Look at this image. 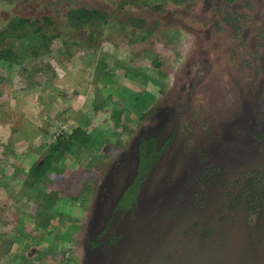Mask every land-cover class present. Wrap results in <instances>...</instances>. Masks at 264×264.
I'll use <instances>...</instances> for the list:
<instances>
[{"label": "rangeland", "instance_id": "obj_1", "mask_svg": "<svg viewBox=\"0 0 264 264\" xmlns=\"http://www.w3.org/2000/svg\"><path fill=\"white\" fill-rule=\"evenodd\" d=\"M85 1L94 6L104 4L102 0ZM143 2L132 9L128 6L123 11L125 14L115 13L114 19L98 28L72 32L62 26L54 28L55 34H62L64 38L47 41L44 47L42 41H36L34 49L42 51L35 57L30 50L29 55L34 58L23 57L26 49L20 41L23 34L17 33L11 39L14 41L12 67L0 65V264H94L99 261L98 253L87 252L86 242L98 233L94 225L98 218L109 214L110 208L101 203V183L115 176L109 197V203L113 204L125 176L121 177L117 169L113 171L112 166L127 164L125 156L137 137L157 128L161 112L154 111L146 117L144 114L155 109L159 102L175 104L171 120L160 130L171 131L173 121L180 115L187 119L188 127L180 128L181 145L170 151L172 158H178V168L170 172L167 167L158 170L151 188L155 192L164 177L166 187L174 184L181 172L185 178L182 184H176L178 188L170 189L169 197L166 196L169 189L162 192L161 200L151 208L153 217L140 221L123 237L115 259L109 264L113 261V264H134L142 246L138 236L144 239L150 236L145 257L157 251L169 234V225L177 217L174 206L181 204L185 195L197 205L211 203L215 211L208 219L214 218V237L198 231L183 235L165 264H192L200 253L215 251V248L221 252L238 212L231 208L232 202L240 194L251 192V188L252 191L261 189L247 184L255 180L248 171L264 165V139L254 138L240 121L232 123L233 128L228 130L226 150L217 144L201 150L200 141L193 136L194 128L204 120L200 109L214 112L217 107L229 112L239 93L228 82L226 74L233 64L219 61L228 58L231 44L228 34H215V39L207 35L213 23V14L208 9L215 0ZM37 5L36 0H0L1 34L12 16H28L33 23L32 19L36 18L33 16L39 14ZM157 5L163 8L151 7ZM49 7L46 3L42 5V9ZM112 8L116 7L112 5L109 9L113 12ZM51 9L55 13L56 8ZM245 12L249 14V10ZM131 15L146 18L148 25L132 27L127 21ZM22 33L30 34V31ZM205 37L208 43L198 46L205 42ZM25 41L27 48L32 47V41L28 38ZM79 42L82 45L76 46ZM117 113H120L119 123H115ZM258 113L264 125V105L258 108ZM77 126L87 131L90 144L76 145L71 151L56 155L49 173L40 179L32 176L31 168L42 164L53 153L57 138ZM213 126L217 130L215 139L221 132V122L215 121ZM237 141L240 143L237 150L244 161L247 152L241 153L240 149L244 146H248V154L255 158L254 163L238 169L236 174H242L241 178L224 171L227 169L225 156L232 153L230 150L236 148ZM196 154L203 155L205 161L212 157L223 167L218 171L224 173L214 171L206 183L197 184L203 171L188 161L189 157L196 158ZM258 180L256 184L264 183V178ZM152 198V194L147 195V207ZM242 203L246 204V200ZM246 206L253 205L248 202ZM243 219L248 230L243 231L240 225V230H236L238 237L244 235L240 237L243 244L238 261L264 264V204L259 202ZM135 236L137 240L132 243ZM144 256L143 264H147Z\"/></svg>", "mask_w": 264, "mask_h": 264}, {"label": "trees", "instance_id": "obj_2", "mask_svg": "<svg viewBox=\"0 0 264 264\" xmlns=\"http://www.w3.org/2000/svg\"><path fill=\"white\" fill-rule=\"evenodd\" d=\"M24 1V0H22ZM33 1V0H31ZM37 1V11L39 14L33 20V23L29 22L31 18L25 17H10L9 22L6 23L4 32H0V46L6 45V47L0 48V65L5 67H12L13 64V49L12 45L14 41L11 40L17 33L23 34L24 38L20 40L26 47L24 49L23 57L29 56V51L32 50L36 57L39 56L40 49H34L33 44L36 41L43 43V47L47 45V41L53 39L64 38L62 34L59 36L55 34L54 28L62 26L65 30L72 32L73 30H82L91 27L98 28L100 24H106L111 18H115V13L125 14L123 11L128 6L132 9L133 6L140 5V1H144V4L148 3V0H102L103 6L99 4L98 6L90 5L85 0H36ZM100 2V0H98ZM110 2V4L108 3ZM179 3L182 0H178ZM48 4L54 11L49 7L47 9H42V5ZM243 4V6H242ZM114 5L116 8H112L113 12L109 10L111 6ZM147 7V5H141ZM118 7V8H117ZM153 9H162L163 6H151ZM206 10V8H205ZM213 14V23L207 35L210 39H215V34H228V38L231 40V44L228 48L229 54L228 58H222L219 61L224 64H233V68L229 67L227 77L228 82L235 86L238 90V94L230 106L231 111L223 110L220 111L219 108H215L209 112L207 109H200V113L204 115V120L199 123L197 128H194L193 136L200 141L198 147L202 149H207L215 144L226 150L229 145L226 142L228 130L233 128L232 123L237 121L242 122V126L247 132L254 136L257 140L264 139V125H262V117L258 113V108L264 105V0H215L212 7L208 9ZM249 10V14L245 12ZM207 11V10H206ZM251 11L253 12L251 14ZM37 13V12H35ZM34 13V14H35ZM253 18L255 19V26L252 25ZM128 23L135 28H144L145 24L148 25L146 18L139 16L138 18H133L129 16L127 19ZM158 23L155 22V25ZM23 30L30 31L28 33H22ZM53 30V31H52ZM94 33L90 34L92 39ZM25 38L28 41H32V47L27 48ZM16 40V39H15ZM7 42V43H6ZM73 42V40L71 41ZM6 43V44H5ZM205 43H208L206 37L205 42L201 45L203 47ZM76 46H81L82 43H75ZM202 51L205 48H200ZM40 51V52H39ZM200 54L199 57H201ZM27 59V58H25ZM214 61V60H211ZM157 63V62H155ZM216 63V62H215ZM219 63V62H217ZM216 69V66L213 67ZM38 73V71L36 72ZM198 78L195 77V80ZM205 86V85H204ZM204 88V87H203ZM210 109V108H209ZM161 112L162 118L159 120L158 124L155 126V130L152 132L148 129V135H139L136 140L135 153L128 157L127 164H116L113 165V171L117 169L119 173L125 174L127 176L126 182H124L122 190L113 204H110L109 197L113 192V181L115 176H109L106 180L101 183L100 190L102 191V202L104 207H109V214L105 217L98 218L94 225L98 229V233L95 236L89 237L86 242L87 252L91 255L99 254L98 260L94 264H109L110 260L115 259L117 250L126 234L133 230L140 221L149 220L153 217V212L151 208L154 203L161 200L162 192L166 191V196H170V189L178 188L176 184H182L185 178V173L181 172L180 177L176 179V182L169 187H166V178L164 177L159 181V185L154 192L152 189V184L155 177L157 176L158 170L161 168H169L170 171H175L178 168L177 160L178 158H172L171 149H176L181 145V134L180 128L187 129L188 124L187 119L180 115L173 121V126L171 131L160 130L164 125L168 124L171 120L174 111L175 104L172 102L158 104L156 108L149 109L144 116L153 115V112ZM117 119L115 123L120 121V113H117ZM215 115V117H211ZM144 117V118H145ZM215 121L221 122V132L214 139L213 135L217 132L216 126H213ZM230 135L231 132H230ZM249 136V135H248ZM90 144V137L84 128L77 126L71 130L67 135H61L57 138L52 150L53 153L48 155L42 164H35L30 173L37 179L44 177L47 173L51 171V164L53 158L61 153L71 151L74 146H87ZM240 143L237 141V146L235 149L230 150L231 154L225 156L226 167L224 171H231L230 173L236 174L240 167H246L247 164L254 163L253 159L248 154V146L240 148L241 153L246 154V161L243 156L238 152ZM180 154L181 151H178ZM226 155V153L224 154ZM223 155V156H224ZM188 155H186L187 157ZM204 156L196 154L195 157H189L188 161H192L198 168L199 177L196 180L197 184L206 183L207 179L211 177L213 172H219L218 174H223L224 172L218 171L223 168L217 164V162L209 157V161H205ZM199 159L202 166H199ZM205 164V166H204ZM192 165L189 166V170H192ZM208 167V168H207ZM207 168V169H206ZM208 172H205L207 171ZM116 171V172H117ZM264 165H259L252 167V170L248 171V175L254 177L255 180L248 186H256L261 188L259 191L248 190V192L240 194L232 203V209L238 210L235 218V223H232L230 233L228 237L223 241L225 244L224 250L218 252L210 250L204 252L202 255L196 257V262L192 264H241V260L238 261L239 250L242 247L243 242H238L240 237L244 235L237 236L236 230L242 226V230H248L245 228V221L243 216L247 214L251 209L257 206L259 202L264 204V183L256 184V178H264ZM238 178L242 177V174H236ZM184 176V177H183ZM189 176L186 175V177ZM258 180V181H259ZM226 183V180H224ZM180 187V186H179ZM256 189V188H254ZM152 194L153 198L150 201V205H146L147 195ZM248 196L246 197V195ZM191 197L187 198V195L183 196L179 205H175L174 208L178 210L176 219L169 225V234L162 241L160 246H158L157 251L145 257L146 245L150 241V236L132 237V243L136 240L140 243V252L136 255V260L134 264H143L142 257L146 260L147 264H165V260L173 249V247L181 241L183 235L189 234L191 231L205 232L206 236L212 235L214 233V228L212 227L213 216L209 218L210 214H213L214 208L211 203L204 202L203 204H195V202L189 201ZM242 198H245L246 204L250 202L253 206H246L243 204ZM180 201V202H181ZM220 207V206H219ZM104 209V208H103ZM220 209V208H219ZM219 209L217 211H219ZM173 211L167 212L165 218L170 215ZM103 212V211H102ZM101 212V213H102ZM211 212V213H210ZM204 214L206 216H204ZM164 218V219H165ZM174 218V217H173ZM241 220V222H239ZM159 221V220H158ZM209 225V226H208ZM211 226V227H210ZM208 227V228H206ZM238 231V230H237ZM148 232V231H147ZM213 232V233H212ZM235 234L233 237L232 235ZM214 237V236H213ZM214 244L217 242L213 241ZM212 246V242L209 241ZM213 247V246H212ZM111 250V252H110ZM226 261H224V259ZM93 259H89V263ZM254 258H251L253 261ZM165 261V262H164ZM114 261L112 262V264Z\"/></svg>", "mask_w": 264, "mask_h": 264}, {"label": "flooded vegetation", "instance_id": "obj_3", "mask_svg": "<svg viewBox=\"0 0 264 264\" xmlns=\"http://www.w3.org/2000/svg\"><path fill=\"white\" fill-rule=\"evenodd\" d=\"M147 133H149V131L147 132ZM135 146H136V143H134L131 147H130V149L128 150V153H127V155L125 156V158H126V163H127V159H128V157L129 156H131L132 155V153H133V155H134V153H135ZM121 161H123V159L121 160ZM120 164H122L123 165V163H120ZM117 172H119V171H117ZM119 175L122 177V176H125V182H126V178H127V176L125 175V174H122V173H119ZM240 229H242V227H240ZM239 229V230H240ZM238 242H242V241H240V238L238 239ZM204 253V252H203ZM199 255H202V253H200ZM194 263V262H193Z\"/></svg>", "mask_w": 264, "mask_h": 264}]
</instances>
